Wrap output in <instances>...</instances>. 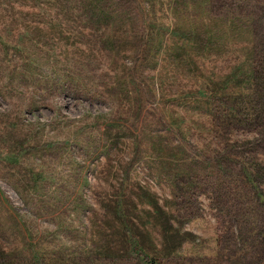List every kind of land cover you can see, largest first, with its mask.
I'll return each instance as SVG.
<instances>
[{
	"label": "rangeland",
	"instance_id": "rangeland-1",
	"mask_svg": "<svg viewBox=\"0 0 264 264\" xmlns=\"http://www.w3.org/2000/svg\"><path fill=\"white\" fill-rule=\"evenodd\" d=\"M0 264H264V0H0Z\"/></svg>",
	"mask_w": 264,
	"mask_h": 264
}]
</instances>
